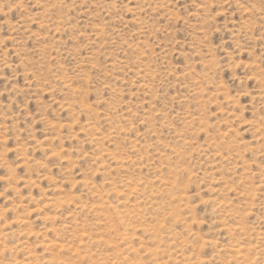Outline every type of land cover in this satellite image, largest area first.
<instances>
[{
  "label": "rangeland",
  "instance_id": "rangeland-1",
  "mask_svg": "<svg viewBox=\"0 0 264 264\" xmlns=\"http://www.w3.org/2000/svg\"><path fill=\"white\" fill-rule=\"evenodd\" d=\"M0 264H264V0H0Z\"/></svg>",
  "mask_w": 264,
  "mask_h": 264
}]
</instances>
